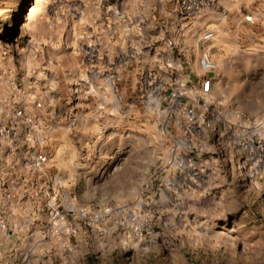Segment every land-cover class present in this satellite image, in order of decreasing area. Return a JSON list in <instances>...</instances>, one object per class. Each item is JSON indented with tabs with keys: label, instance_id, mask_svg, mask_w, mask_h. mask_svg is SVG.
<instances>
[{
	"label": "rangeland",
	"instance_id": "rangeland-1",
	"mask_svg": "<svg viewBox=\"0 0 264 264\" xmlns=\"http://www.w3.org/2000/svg\"><path fill=\"white\" fill-rule=\"evenodd\" d=\"M250 117L264 0H0V264H264Z\"/></svg>",
	"mask_w": 264,
	"mask_h": 264
},
{
	"label": "built area",
	"instance_id": "built-area-1",
	"mask_svg": "<svg viewBox=\"0 0 264 264\" xmlns=\"http://www.w3.org/2000/svg\"><path fill=\"white\" fill-rule=\"evenodd\" d=\"M213 33L204 34V39H212ZM199 65L205 72H213L217 69V64L212 55L205 51L199 58ZM214 78L204 76L200 84L199 93L201 95H210L214 90ZM159 96V95H158ZM229 134L233 143L242 156L243 162L254 160V165L258 168L264 164V117L263 118H242L237 122L228 124ZM39 162L45 158L40 155ZM256 170L257 168H251Z\"/></svg>",
	"mask_w": 264,
	"mask_h": 264
}]
</instances>
